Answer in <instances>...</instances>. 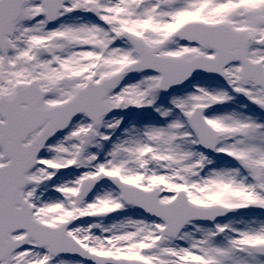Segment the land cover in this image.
<instances>
[{
    "label": "snow or ice",
    "instance_id": "6c2138e0",
    "mask_svg": "<svg viewBox=\"0 0 264 264\" xmlns=\"http://www.w3.org/2000/svg\"><path fill=\"white\" fill-rule=\"evenodd\" d=\"M0 264H264V0H0Z\"/></svg>",
    "mask_w": 264,
    "mask_h": 264
}]
</instances>
